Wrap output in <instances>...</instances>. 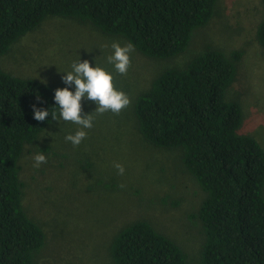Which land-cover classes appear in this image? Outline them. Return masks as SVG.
Instances as JSON below:
<instances>
[{
  "label": "trees",
  "instance_id": "obj_1",
  "mask_svg": "<svg viewBox=\"0 0 264 264\" xmlns=\"http://www.w3.org/2000/svg\"><path fill=\"white\" fill-rule=\"evenodd\" d=\"M218 1L0 0V55L47 17L61 16L122 37L146 57L171 59L215 16ZM256 37L264 48V15ZM243 54L207 46L161 71L133 103L142 140L180 151L204 191L192 213L204 236L198 259L149 220L137 219L112 238L113 264H264V146L242 130L243 107L228 96ZM41 81L0 68V264H41L47 241L24 205L20 163L26 145L54 122L51 112L59 117L57 88ZM34 104L49 109L45 121L33 118Z\"/></svg>",
  "mask_w": 264,
  "mask_h": 264
},
{
  "label": "rangeland",
  "instance_id": "obj_2",
  "mask_svg": "<svg viewBox=\"0 0 264 264\" xmlns=\"http://www.w3.org/2000/svg\"><path fill=\"white\" fill-rule=\"evenodd\" d=\"M264 15L260 0H219L215 16L198 28L188 49L171 59H153L135 48L126 74L119 73L107 57L111 45L128 44L122 37L102 33L90 23L49 16L0 55V68L19 76H31L68 87L62 76L73 62L91 61L113 76L114 88L130 103L116 114L93 113L98 105L82 100V115L93 113V127L73 146L65 137L79 125L59 119L25 147L21 176L24 205L39 221L47 241L39 254L41 264H113L110 244L124 225L147 219L174 238L193 260L204 240L196 212L204 191L184 167L180 151L163 149L142 140L133 118V103L154 78L173 65H184L207 46L243 49L236 80L228 96L244 110L242 130L264 146V48L256 37ZM75 92V85L70 88ZM48 148V150H45ZM47 162L34 167V156ZM124 166L119 174L115 163ZM124 185V187H121Z\"/></svg>",
  "mask_w": 264,
  "mask_h": 264
},
{
  "label": "clouds",
  "instance_id": "obj_3",
  "mask_svg": "<svg viewBox=\"0 0 264 264\" xmlns=\"http://www.w3.org/2000/svg\"><path fill=\"white\" fill-rule=\"evenodd\" d=\"M114 50L113 54L107 57L109 63L114 64L115 69L121 73L126 74L130 66V53L134 51V46L129 42L121 46L119 42H113L111 45ZM72 70L65 72L66 75L62 79L68 87L57 88L55 90L56 108L59 109V117L55 112H51V119L58 121H70L80 126L75 134H69L65 137L66 141H70L73 146H79L86 138L87 133L84 129L93 127V113L103 114L111 110L118 114L121 109L129 105L130 100L128 96L114 88L113 76L99 65L92 66L91 61L81 59L73 62ZM42 83H47L42 80ZM75 85V92L71 91L72 85ZM87 98L95 102L98 107L91 114L82 115L83 107L82 100ZM37 100H40L37 95ZM34 111V119L38 121H45L50 116L49 109L37 107L32 105ZM34 167H39L42 163L47 162V158L43 153H37L34 156ZM114 167L118 169L119 174L123 175L125 168L120 163H115ZM124 187V185H121Z\"/></svg>",
  "mask_w": 264,
  "mask_h": 264
}]
</instances>
